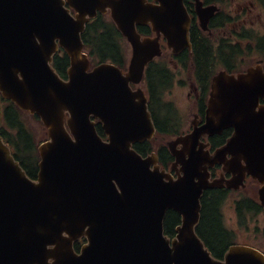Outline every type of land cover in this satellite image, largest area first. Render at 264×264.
Returning <instances> with one entry per match:
<instances>
[{
	"label": "water",
	"instance_id": "1",
	"mask_svg": "<svg viewBox=\"0 0 264 264\" xmlns=\"http://www.w3.org/2000/svg\"><path fill=\"white\" fill-rule=\"evenodd\" d=\"M157 1L0 0L1 96L39 116L49 136L38 146L37 180L0 137V264H264L262 252L239 244L214 258L195 232L204 190L236 189L245 174L264 182L260 66L213 77L205 123L168 142L176 179L154 154L143 158L131 148L154 128L144 92L129 83L160 54L161 34L173 52L190 46L181 0ZM108 9L131 46L125 72L111 63L88 70L81 33ZM198 13L204 26L211 9ZM147 23L156 35L142 38L136 25ZM58 47L69 56L66 80L51 65ZM91 118L100 119L107 141ZM226 127L232 136L210 155L199 138ZM216 163L232 176L210 180ZM258 194L264 207V185ZM167 210L180 216L173 238L163 233ZM83 236L77 253L73 242Z\"/></svg>",
	"mask_w": 264,
	"mask_h": 264
},
{
	"label": "trees",
	"instance_id": "2",
	"mask_svg": "<svg viewBox=\"0 0 264 264\" xmlns=\"http://www.w3.org/2000/svg\"><path fill=\"white\" fill-rule=\"evenodd\" d=\"M141 32L149 33V28L143 27L141 28ZM192 39L194 44L193 49L195 61L197 64V74L198 77L204 81L202 87L205 93V88L208 82V75L206 73L210 70L213 71L215 57L207 45L200 46L198 40L196 41L195 39L194 32ZM82 40L93 64L103 61H111L120 67L125 66V42L114 24L106 18V16L99 14L96 18L89 21L82 33ZM230 51L232 53L234 52L232 50ZM224 54H226V52ZM53 66L60 76L65 77L66 68L68 66V56L65 53L60 55L56 54L53 59ZM164 66L165 65L162 66V73L156 75L154 73L155 69L151 63L147 67L145 76L150 83L148 85L150 94L149 105L158 132L171 133L165 130L164 125L166 122L163 121L164 119L159 118V111H156L158 108L157 104H162L165 108L161 112L162 117H166L167 110H171L169 103H164L157 98L155 87L156 79L157 82L163 81L170 76ZM225 67L228 71H232L235 66L232 64L226 65ZM235 69L236 68H234V70ZM1 101L2 117L0 121V135L12 147L15 159L19 161L28 176L35 178L38 171V153L33 135L22 119L21 110L9 101ZM98 129L100 131V127ZM135 148L142 154L151 149L150 144L147 142L141 146H135ZM158 153L162 165L167 164L170 161V156L165 147H161ZM223 196L224 190L222 189H211L203 192L201 197V216L196 227V232L203 240L206 247L210 250L212 255L217 258H222L228 246L233 242V234L224 227L221 219L220 204ZM254 205L258 206L257 204ZM178 223L179 216L174 211L168 210L163 221L164 233L168 236H172L174 234V227ZM83 241L84 239L74 243L76 250L79 249Z\"/></svg>",
	"mask_w": 264,
	"mask_h": 264
},
{
	"label": "rangeland",
	"instance_id": "3",
	"mask_svg": "<svg viewBox=\"0 0 264 264\" xmlns=\"http://www.w3.org/2000/svg\"><path fill=\"white\" fill-rule=\"evenodd\" d=\"M233 8L235 9L236 5H234ZM258 11V8L253 9V20H256L258 18ZM250 19V16L241 19L237 27L250 26ZM227 28H230V26H228ZM247 43V40H242L241 46L245 47ZM126 48V56L128 61L130 49L128 45L126 46ZM169 53V50H166L162 54L166 60L171 59ZM257 56L259 55L246 52L241 55H234L233 58L234 62L240 63V61L243 60L244 65L248 66L255 65L257 63L255 62V58ZM170 65L173 67V65L175 64L171 62ZM176 73L177 79H181L183 83L181 85L176 84L175 86H173V91L167 94V98H172V100L174 101L175 106L177 107L178 111L183 116V119L185 121L184 129H187L189 122L193 118V112L195 111V103L193 101L194 93L190 86L188 87V85L191 84L194 79L191 63H189L186 71L178 70ZM23 118L28 129L33 134L37 144L40 143V141L46 139V129L38 118H35L28 112H24ZM170 138L172 137H158L154 144L156 145L158 143H165V141ZM255 196L256 195H254L251 191L250 184L244 189L230 191V193H226V196L222 201L221 213L225 227L230 230L234 236V242L239 244H250L256 246L259 249H264V213L261 212L259 214L253 215L241 209V212L239 214L235 208L236 201L241 197L255 198Z\"/></svg>",
	"mask_w": 264,
	"mask_h": 264
},
{
	"label": "flooded vegetation",
	"instance_id": "4",
	"mask_svg": "<svg viewBox=\"0 0 264 264\" xmlns=\"http://www.w3.org/2000/svg\"><path fill=\"white\" fill-rule=\"evenodd\" d=\"M257 1L258 0H204L205 4H215L217 6V9L213 12L212 16L209 19L207 36L214 45L218 46V48H228L223 43V40L226 39L225 36L227 34L238 35L241 26H237L240 20L250 16V42H253V44L251 45V49L263 50L262 54H256L259 56L255 58V62L260 63L262 68L264 69V12L260 11L261 4L256 3ZM188 4L189 10L193 13L192 4L189 1ZM234 5H236L235 9L233 8ZM255 8L259 9L257 13L258 18L256 20H253V9ZM228 26H230V28H227ZM195 39L196 41L198 40L200 46H205L206 44H208L206 39L197 32L195 34ZM216 41H218L219 43H215ZM238 47L240 46L236 42L231 46L230 49L233 51L235 49L237 50ZM210 50L213 51V49L211 48ZM221 63L223 65H226V61L224 60H222ZM200 97L201 96L199 95V93L195 91V111L193 112V122H195L197 125H201L204 122L206 109L205 98ZM190 127H192V125L189 126V129ZM229 129L230 128L225 129L221 134L209 135L204 140L208 141L212 148L221 146L225 142L226 138L231 135L232 129ZM211 170L212 177H216L221 173L222 169L220 165H215ZM224 175L226 178L230 177V173H225ZM245 184L246 186L250 184L252 193L256 195L258 187L260 185L258 181L250 176V178H246ZM252 203H254V198H250V209H252Z\"/></svg>",
	"mask_w": 264,
	"mask_h": 264
}]
</instances>
